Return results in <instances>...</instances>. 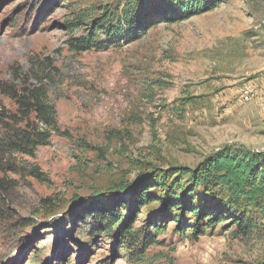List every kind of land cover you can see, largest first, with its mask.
I'll return each mask as SVG.
<instances>
[{
	"label": "rangeland",
	"instance_id": "rangeland-1",
	"mask_svg": "<svg viewBox=\"0 0 264 264\" xmlns=\"http://www.w3.org/2000/svg\"><path fill=\"white\" fill-rule=\"evenodd\" d=\"M47 2L31 9V0H0V80L41 77L63 132L23 158L46 181L29 170L9 173L8 205L20 216L33 218L49 196L82 205L120 184L126 196L144 173L194 170L224 149L264 157V0H219L182 21H159L126 45L80 52L68 41L83 28L69 23L82 9L98 17L123 0H59L42 9ZM62 217L37 216L34 230L20 233L28 239L21 248L0 241L8 264H30L33 246L52 236L33 264H65V255L74 264H133L101 239L78 249L83 242L75 246V226H62ZM184 226L179 233L170 222L136 264H264V222L246 234L228 219L202 226L201 235Z\"/></svg>",
	"mask_w": 264,
	"mask_h": 264
},
{
	"label": "trees",
	"instance_id": "trees-1",
	"mask_svg": "<svg viewBox=\"0 0 264 264\" xmlns=\"http://www.w3.org/2000/svg\"><path fill=\"white\" fill-rule=\"evenodd\" d=\"M31 1L32 9L40 0ZM57 1L48 0L42 9L53 8ZM218 2L123 0L114 9L101 8L98 17H92L91 10L82 9L69 27L83 28V34L70 37L68 44L74 52L103 51L126 45L159 21H182L211 10ZM31 9L27 7L24 12ZM14 15L15 19L19 16L18 12ZM35 80L36 83L30 82L28 75L17 83L0 80V95L11 102L7 105L0 100V241L7 237L18 242L17 247H23L28 239L20 233L30 226L34 230L33 224L39 220L37 216L50 217L49 223L63 216L62 226L68 223L72 228L75 226L76 239L72 238L75 246L76 240L83 242L78 249L83 250L88 242L95 246L101 239L112 244L113 255L136 264L146 250L157 243L156 237L170 222H175L179 233L188 224L194 235L203 233L202 226L211 227L227 219L242 234L264 222V157L260 152L237 149H224L194 170L184 169L175 174L173 170H156L140 174V181L126 196H122L125 186L121 184L113 186L115 190L95 191L97 196L82 205L72 200L71 205L67 202L66 206L59 198L49 196L40 200L33 218L20 216L8 205V193L15 186V179L8 178L9 173L25 174L29 170L32 178L46 181L38 165H30L29 160L23 158H34L37 148L46 145L53 134H63L55 106L48 100L46 85L41 77ZM142 210L149 212L136 226V218ZM188 220H192L191 225ZM54 238H45L40 247L33 246L30 264L40 262L39 253H48L47 247ZM2 249L0 246V260L8 264L9 259ZM63 258L68 261L65 264H74L66 255Z\"/></svg>",
	"mask_w": 264,
	"mask_h": 264
}]
</instances>
